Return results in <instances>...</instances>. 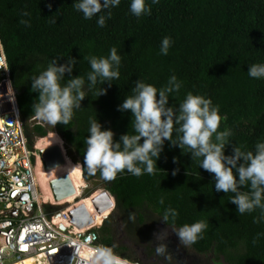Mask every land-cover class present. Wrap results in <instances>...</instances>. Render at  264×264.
<instances>
[{
    "label": "trees",
    "instance_id": "1",
    "mask_svg": "<svg viewBox=\"0 0 264 264\" xmlns=\"http://www.w3.org/2000/svg\"><path fill=\"white\" fill-rule=\"evenodd\" d=\"M75 2L0 0V38L29 145L33 147L37 138L50 132L58 133L68 155L82 165L86 181H102L115 197L116 208L97 231L102 245L113 247L116 254L139 264H159L152 259H163L155 254L162 243L157 239L160 228L175 236L169 242L171 250L186 253L172 222L163 221V212L171 207L179 212L176 228L197 221L208 225L203 238L190 246L201 255L192 264L219 260L264 264V206L239 214L230 201L234 194L216 192L213 174L200 168L191 153L170 148L166 142L155 175L134 176L125 170L112 181L99 171L90 175L84 163L89 119L97 118L119 140L133 132L131 112L117 109L132 94L135 82L143 80L159 89L172 75L182 81V87L169 95V107L178 111L189 92L210 98L222 117L218 131L232 133L225 154L231 155L236 147L254 152L256 143L264 141V78L250 77L248 69L264 64V0H159L151 5V15L139 18L130 12V0H121L104 27L98 26V16L84 19ZM166 36L174 43L165 56L159 52ZM112 47L121 55V75L111 87L108 82L102 85L108 87L105 95H87L68 125L54 127L36 120L33 105L39 93L31 91L33 76L52 60L66 64L72 58L76 66L65 74L64 82L86 76L91 70L87 57H106ZM173 157L178 164H173ZM176 168L179 172L173 175ZM240 191L249 189L242 186ZM130 214H135V221Z\"/></svg>",
    "mask_w": 264,
    "mask_h": 264
},
{
    "label": "clouds",
    "instance_id": "2",
    "mask_svg": "<svg viewBox=\"0 0 264 264\" xmlns=\"http://www.w3.org/2000/svg\"><path fill=\"white\" fill-rule=\"evenodd\" d=\"M120 3L121 0H76L74 7L84 19L98 16V26L104 27L111 17V9ZM157 3L159 0L150 3L148 0H130V12L138 18L151 15V5ZM20 22L30 27L29 21L22 19ZM173 43L171 37H164L159 54L168 55ZM87 59L91 70L86 76H75L66 83L65 74L76 66L74 58L66 64L52 60L38 76L32 77L31 91L39 93L38 101L33 105L37 118L54 127L68 125L87 95L91 93L99 98L107 93L111 82L119 80L121 55L116 47H112L106 57L89 56ZM248 75L255 79L264 78V64L250 65ZM105 82L108 87L102 86ZM181 87L182 81L176 75L170 76L167 84L159 89L143 80L136 81L132 94L127 95L117 109L131 112L133 132L121 135L119 140L114 139L112 129L104 128L97 118H90L89 135L84 141L87 145L84 163L88 173L93 175L99 171L107 181L114 180L125 170L134 176L155 175L165 143L170 142V148L179 147L182 153H191L200 168L213 174L216 192L234 194L230 201L237 206L239 214L264 206L261 204L264 200V141L256 143L254 152L236 147L231 155H226L225 148L232 133L230 130L218 131L222 117L219 106H213L210 98L189 92L179 104L178 111L168 106L169 95L178 93ZM172 162L178 164V158L173 157ZM178 172L179 168L174 169L173 175ZM242 186H247L249 191H240ZM160 203H164L163 197ZM178 216L179 212L171 207L162 214L164 222H172L173 231L183 246L189 247L203 238L208 227L206 222L197 221L176 228ZM129 219L135 221V214H130ZM166 235L162 233L158 239L163 240ZM72 245H75L74 241ZM155 254L172 264L173 256L168 253L167 244H158ZM91 264H128V260L117 255L113 247L101 246L95 250Z\"/></svg>",
    "mask_w": 264,
    "mask_h": 264
},
{
    "label": "built area",
    "instance_id": "3",
    "mask_svg": "<svg viewBox=\"0 0 264 264\" xmlns=\"http://www.w3.org/2000/svg\"><path fill=\"white\" fill-rule=\"evenodd\" d=\"M39 162L27 139L0 38V264H91L95 250L103 246L100 226H74L69 216L78 205L74 202H54L64 206L61 210L45 209ZM58 214L62 219H55Z\"/></svg>",
    "mask_w": 264,
    "mask_h": 264
},
{
    "label": "rangeland",
    "instance_id": "4",
    "mask_svg": "<svg viewBox=\"0 0 264 264\" xmlns=\"http://www.w3.org/2000/svg\"><path fill=\"white\" fill-rule=\"evenodd\" d=\"M36 120L38 122H43L46 125H50V124L40 120L39 118H37ZM50 133H49L50 136L48 135V136H46L44 138H37L35 144L32 147V149L35 150V152L39 155L40 147L43 148V147H47V146L53 145V144H61L63 146V150L65 152V155L67 156V165H65L63 167H60L58 169H55V170L54 169L50 170V171H45L44 167H43V170H44L43 171V173H44L43 176L41 174L42 173L41 170L38 171V173L40 172L41 177L43 179V184L45 185V184L48 183L47 185L49 186V189L51 190L50 184H49L50 180H52V179H54V178H56L58 176H61L63 174L69 173V174H71L72 178L75 181V184L77 185V189L79 190L78 191L79 195H78V197L72 198L68 202H71V203L74 202L76 204H80V203H83V202H86V201L90 200V204L92 205V202H91L92 196H94L98 192H101V191L105 190L104 184L100 180H94L92 182L86 181L85 177L83 176L82 165L80 163H78V164L75 163L73 161V159L68 155L65 143L62 140V138H59L58 137L59 135L57 136V135H55V133L53 134V132H50ZM54 137H56L58 140L55 143H52V142L50 143L49 140L53 139ZM37 169H38V167H37ZM77 171H78V173H77ZM73 175H80L79 176L80 179H76L75 176H73ZM44 178H45V180H44ZM45 192L46 191H45L44 187L41 184V194L43 196L42 204H43V206L45 207V209L48 212L50 210H57L59 208H60V210L63 209L64 206H62V205L58 206V205H55V204L53 205V203L49 202V200H47V198H46V193ZM86 198H88V199H86ZM94 211H95V209H94ZM113 211L114 210H110L109 213H107L108 214L107 216H110L113 213ZM94 213H95V216H97V220L99 221V223L97 225L99 227V226L102 225L103 216L101 215L102 217H100V215L97 213V211H95ZM107 216L105 217V219L107 218ZM160 229H159L160 230L159 236L162 233H167V235H166V237L163 240L158 239V238L157 239L159 241H161L162 243L167 244L168 253H170L173 256L172 264H192V262H194L196 260V258L201 257V255L200 256L197 255V253L193 249H191L190 246L185 248L186 249V253L185 252H181L180 250H176V251L175 250L174 251L171 250L172 247L169 246V242H171L175 238V236L172 233H170L169 231H167V230H164L162 228H160ZM205 256L210 258L211 255L210 254L209 255H204V256H202L203 259L205 258ZM156 261L159 262V264H168V262H166V260L164 258L157 260L156 257H153L152 262H156ZM215 264H226V263L224 262V260H219V261L215 262Z\"/></svg>",
    "mask_w": 264,
    "mask_h": 264
},
{
    "label": "water",
    "instance_id": "5",
    "mask_svg": "<svg viewBox=\"0 0 264 264\" xmlns=\"http://www.w3.org/2000/svg\"><path fill=\"white\" fill-rule=\"evenodd\" d=\"M39 156L46 171L64 166L67 163V156L65 155L63 146L60 144H54L40 149ZM49 184L53 197L57 202L72 197L78 193L73 179L69 174L58 176L50 180ZM91 199L95 209L100 214H104L107 211L109 212L116 208L115 197L106 189L98 192V194L96 193ZM69 216L70 222L79 229H84L96 224L95 218L84 203L75 205L69 211ZM105 217L103 221L105 220Z\"/></svg>",
    "mask_w": 264,
    "mask_h": 264
},
{
    "label": "bare ground",
    "instance_id": "6",
    "mask_svg": "<svg viewBox=\"0 0 264 264\" xmlns=\"http://www.w3.org/2000/svg\"><path fill=\"white\" fill-rule=\"evenodd\" d=\"M54 134V133H53ZM55 135H57V134H55ZM50 136V135H49ZM58 136V135H57ZM59 137V136H58ZM59 138H61V137H59ZM58 139L56 138V137H54L53 139H50L49 140V142L51 143H55L56 141H57ZM54 145V144H53ZM61 145V144H60ZM49 146H51V145H49ZM43 148H45V147H43ZM40 149H42L41 147H40ZM39 149V150H40ZM65 165H67V163L65 164ZM64 165V166H65ZM60 167H63V166H60ZM60 167H58V168H60ZM58 168H55V169H58ZM54 169V170H55ZM41 170V174H42V176L44 175V173H43V171L45 170H43V164H42V162H41V159H40V162H39V165H38V171H40ZM53 170V169H52ZM46 171V170H45ZM77 173H78V171H77ZM41 174H40V172L39 173H37V177H38V180H39V184L41 183L42 184V186L44 187V189H45V193H46V198H47V200H49V202H52V203H54V202H56L55 204H60V203H64V202H68V201H70L72 198H74V197H78V195H79V190L77 189V185L75 184V181H74V179L72 178V176H71V174H69V173H66V174H69L70 176H71V178L73 179V182H74V184H75V186H76V189H77V194L76 195H74V196H72V197H69V198H67V199H64V200H62V201H53V194H52V192H51V190L49 189V186L47 185V184H43V179H42V177H41ZM73 176H75V178L76 179H80V175H73ZM41 180V181H40ZM44 180H45V178H44ZM41 184H40V186H41ZM98 194V193H97ZM86 199H88V198H86ZM91 202H92V199H91ZM84 204H86L87 205V207L89 208V210H90V212H91V214L93 215V217L95 218V221H96V224L98 225V223H99V221L97 220V216H95V211H97L96 209H95V207H94V205H93V203H92V205L90 204V200H88V201H86V202H83ZM94 209H95V211H94ZM98 213V212H97ZM107 213H109L108 211L106 212V213H104V214H100V213H98L99 215H100V217H102L103 216V219H104V217L105 216H107L108 214ZM98 215V216H99ZM102 215V216H101ZM62 215L61 214H58V215H56L55 216V219L56 220H60V219H62Z\"/></svg>",
    "mask_w": 264,
    "mask_h": 264
}]
</instances>
